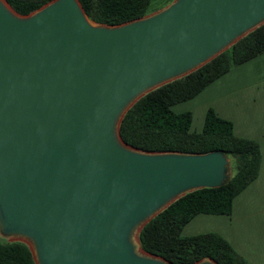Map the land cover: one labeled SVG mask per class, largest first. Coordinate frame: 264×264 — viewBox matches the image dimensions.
<instances>
[{
  "label": "water",
  "instance_id": "obj_1",
  "mask_svg": "<svg viewBox=\"0 0 264 264\" xmlns=\"http://www.w3.org/2000/svg\"><path fill=\"white\" fill-rule=\"evenodd\" d=\"M263 23L264 0H173L112 25L79 0L26 14L0 0V237L34 264H173L141 247V229L185 193L225 184L230 158L141 150L120 122Z\"/></svg>",
  "mask_w": 264,
  "mask_h": 264
},
{
  "label": "trees",
  "instance_id": "obj_2",
  "mask_svg": "<svg viewBox=\"0 0 264 264\" xmlns=\"http://www.w3.org/2000/svg\"><path fill=\"white\" fill-rule=\"evenodd\" d=\"M26 14L49 0H6ZM87 17L97 23L118 24L150 12L151 0H79ZM264 51V23L196 70L165 83L140 97L124 114L119 133L125 143L145 151L206 153L223 151L231 161L230 179L218 187H203L180 196L141 229V247L173 264H191L209 257L219 264H249L222 236L204 232L181 234L196 214H228L233 198L259 170L257 142L238 137L232 123L208 108L199 131L191 129L190 111L174 112L230 67ZM0 264H34L28 246L0 237Z\"/></svg>",
  "mask_w": 264,
  "mask_h": 264
},
{
  "label": "crops",
  "instance_id": "obj_3",
  "mask_svg": "<svg viewBox=\"0 0 264 264\" xmlns=\"http://www.w3.org/2000/svg\"><path fill=\"white\" fill-rule=\"evenodd\" d=\"M208 108L229 120L236 136L257 142L259 170L233 198L228 214H196L181 234L215 232L247 263L264 264V51L230 67L195 96L172 106L174 112L190 111V127L195 131L201 129Z\"/></svg>",
  "mask_w": 264,
  "mask_h": 264
},
{
  "label": "rangeland",
  "instance_id": "obj_4",
  "mask_svg": "<svg viewBox=\"0 0 264 264\" xmlns=\"http://www.w3.org/2000/svg\"><path fill=\"white\" fill-rule=\"evenodd\" d=\"M173 0H151L150 3V10H157L159 8L164 7L166 4L168 5L169 3H171ZM183 105H181L180 107H182ZM179 107V106H178ZM212 109V108H211ZM213 110V109H212Z\"/></svg>",
  "mask_w": 264,
  "mask_h": 264
}]
</instances>
